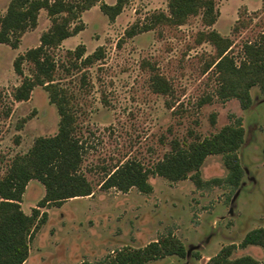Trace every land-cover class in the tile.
Listing matches in <instances>:
<instances>
[{
    "label": "rangeland",
    "instance_id": "1",
    "mask_svg": "<svg viewBox=\"0 0 264 264\" xmlns=\"http://www.w3.org/2000/svg\"><path fill=\"white\" fill-rule=\"evenodd\" d=\"M168 1L129 0L121 14L109 21L99 6L116 0H100L80 15L84 30L56 50L59 57L79 45L86 55L98 47L105 51L104 60L87 70L85 88L77 80L70 85L79 99L78 135L87 148L82 172L93 196L39 209L46 213V222L30 241L23 264H96L118 250L143 248L168 233L182 242L185 257L147 264H206L228 245L236 248L231 258L251 256L264 264L259 247H239L247 232L264 227V95L252 87V103L246 110L235 99L217 98L214 75L204 73L215 49L199 42L200 34L207 31L200 15L179 27L161 26L132 38L124 36L152 14L167 13ZM9 2L0 0V14ZM214 2L218 17L211 29L232 39L231 55L239 63L243 43L264 34V0ZM239 17L248 25L233 34ZM49 26L46 12L41 11L37 27L22 36L16 49L0 45V178L13 156L26 153L36 138L57 133L59 116L42 88H35L25 102L11 98L21 81L13 71L14 59L38 46ZM24 68L27 73L28 66ZM155 74L169 83L168 95L153 92ZM207 96L212 102L199 107L198 101ZM237 119L244 129V142L237 151L244 170L238 189L224 184L196 188L189 179L170 182L158 176L148 178L152 186L148 195L135 188L127 193L99 188L105 171L115 165L132 159L149 169L169 152L173 140L186 144L195 137L202 140ZM199 171L203 181L227 175L220 155L208 156ZM43 195V186L30 182L23 195V212L30 215Z\"/></svg>",
    "mask_w": 264,
    "mask_h": 264
},
{
    "label": "trees",
    "instance_id": "2",
    "mask_svg": "<svg viewBox=\"0 0 264 264\" xmlns=\"http://www.w3.org/2000/svg\"><path fill=\"white\" fill-rule=\"evenodd\" d=\"M100 0H10L4 14H0V45L12 49L19 46L22 36L38 25L41 11H45L49 28L39 37V45L26 50L13 61V71L20 77V84L11 92L13 102H25L31 92L42 88L48 101L59 116L57 133L51 137H38L24 154H16L0 178V264H23L29 256V243L35 232L46 222V213L39 209L49 206L60 207L66 200L93 196V188L82 172L87 153L86 143L79 134L77 107L78 95L70 85L76 82L85 88L87 70L105 58L103 47L86 55L83 45L68 50L62 57L56 50L63 41L84 30L80 15L91 9ZM129 0H116L113 5L100 4L99 9L109 21L121 14ZM167 13L152 14L145 24L136 23L125 31L126 38H132L156 27H179L198 15L207 31L200 34L199 42L214 47L215 55L207 63L204 73L213 74L217 83L216 96L224 102L235 99L241 109L250 107V89L257 87L264 95V34L256 41H245L239 63L231 55L233 41L211 29L218 17L214 0H169ZM248 22L237 20L232 29L236 34ZM28 66L25 73L24 66ZM67 82V83H66ZM153 92L168 95L171 87L159 74L151 77ZM1 96V94H0ZM212 97L198 101V106L210 104ZM1 103V100H0ZM167 106L169 104L167 103ZM244 142V129L237 119L234 125L223 127L218 133L202 140L197 137L186 144L173 140L170 150L149 169L139 161L126 160L105 171L99 185L102 190L115 189L127 193L135 188L148 195L152 186L150 176H158L170 182L191 180L196 188L227 185L236 190L242 184L244 170L237 151ZM220 155L227 171L224 179L203 181L199 169L208 156ZM35 180L44 188V195L37 207L27 215L21 210L22 197L27 184ZM259 247L264 254V227L250 230L243 237L239 247ZM234 245L220 249L206 264H259L251 256L231 258ZM186 250L172 233L158 237L143 248H123L111 257L96 264H147L165 257L184 258ZM79 264H94L81 262Z\"/></svg>",
    "mask_w": 264,
    "mask_h": 264
},
{
    "label": "crops",
    "instance_id": "3",
    "mask_svg": "<svg viewBox=\"0 0 264 264\" xmlns=\"http://www.w3.org/2000/svg\"><path fill=\"white\" fill-rule=\"evenodd\" d=\"M38 22H39V17H38ZM67 40V39H66ZM62 44H64V41L62 42ZM32 181H35V180H32ZM32 181H30V182H32ZM29 182V183H30ZM29 183L27 184V186H26V188H25V191H27L28 190V187H29ZM25 193V192H24ZM24 195V194H23ZM22 200H23V197H22ZM21 204H22V202H21ZM21 210H22V208H21ZM23 211V210H22ZM26 214V213H25ZM27 215H29V214H27Z\"/></svg>",
    "mask_w": 264,
    "mask_h": 264
},
{
    "label": "flooded vegetation",
    "instance_id": "4",
    "mask_svg": "<svg viewBox=\"0 0 264 264\" xmlns=\"http://www.w3.org/2000/svg\"><path fill=\"white\" fill-rule=\"evenodd\" d=\"M74 37V36H73Z\"/></svg>",
    "mask_w": 264,
    "mask_h": 264
}]
</instances>
